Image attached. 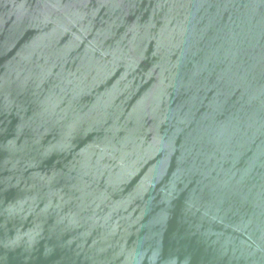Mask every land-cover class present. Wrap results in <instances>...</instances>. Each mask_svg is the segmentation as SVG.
<instances>
[{"label":"water","instance_id":"95a60500","mask_svg":"<svg viewBox=\"0 0 264 264\" xmlns=\"http://www.w3.org/2000/svg\"><path fill=\"white\" fill-rule=\"evenodd\" d=\"M0 264H264V0H0Z\"/></svg>","mask_w":264,"mask_h":264}]
</instances>
